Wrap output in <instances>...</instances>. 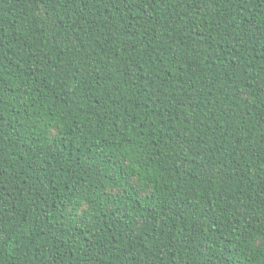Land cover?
I'll use <instances>...</instances> for the list:
<instances>
[{
    "label": "trees",
    "instance_id": "obj_1",
    "mask_svg": "<svg viewBox=\"0 0 264 264\" xmlns=\"http://www.w3.org/2000/svg\"><path fill=\"white\" fill-rule=\"evenodd\" d=\"M0 264H264V0H0Z\"/></svg>",
    "mask_w": 264,
    "mask_h": 264
}]
</instances>
